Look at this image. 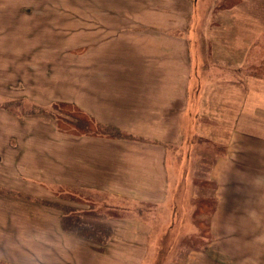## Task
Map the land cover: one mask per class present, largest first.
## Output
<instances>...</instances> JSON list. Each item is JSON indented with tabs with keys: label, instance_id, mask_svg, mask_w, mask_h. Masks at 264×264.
I'll return each mask as SVG.
<instances>
[{
	"label": "rangeland",
	"instance_id": "obj_1",
	"mask_svg": "<svg viewBox=\"0 0 264 264\" xmlns=\"http://www.w3.org/2000/svg\"><path fill=\"white\" fill-rule=\"evenodd\" d=\"M0 27V75L14 79L11 88L20 94L15 100L26 107L5 109L1 104L7 98L0 100V110L21 116V123L30 126L29 132L35 129L25 138L23 156L17 150L12 159H0V264H264V144L239 136L246 147L238 162L228 167L224 159H214L223 152L206 138L201 125L209 119L200 112V100L195 98L193 104L191 95L181 133L175 119L180 115L177 104L181 108L183 101L169 104L167 128L158 135L149 133L152 138L143 137L142 131L124 130L133 135L127 139L157 140L168 148L172 190L168 201L148 205L121 200L109 191L96 194L86 189L99 199L89 202L86 196L77 195L79 190L65 186L50 189L55 196H48L47 185L38 181L28 183L40 191L37 197L8 188L19 182L24 171L38 167L46 175L63 173L64 163L73 170L79 160L74 159L73 145L71 159H66L63 135H58L64 132L53 122L58 114L55 108L61 105L55 101L41 105L31 98L35 91L43 95L48 85L57 84V79L45 75L54 64L59 79L64 78L58 74L63 69L70 71L73 86L80 84L81 74L84 83L89 84L93 75L106 84L108 76L102 75L107 71L143 58L159 59L152 51L161 50L170 71H175L177 60L196 61V75L205 85L214 75L221 76L215 58L233 52L249 59L248 70L264 78V63L259 65L261 56L264 60V0H0ZM112 59L123 62L114 65ZM21 68L27 80L17 84V78L23 76ZM113 77L112 83L122 82L119 70ZM256 80L253 78V86L261 83ZM197 87L193 98L199 97ZM119 91L127 93L125 87ZM0 92H4L1 86ZM46 92L51 94L50 89ZM263 95L264 87L253 96L246 119L248 128L262 135ZM79 107L72 103V111ZM195 109L198 113L194 115ZM72 111L64 108L59 112L71 117ZM6 118L0 112L1 132L6 130ZM144 120L123 125L135 126ZM42 124L52 126L57 134L47 135L53 134L52 128ZM169 134L178 139H162ZM111 151L106 146L102 149ZM102 162L110 167L112 159ZM215 162L217 179L211 175ZM118 183L130 184L125 179ZM60 207H66L68 213L75 209L84 222L109 226L108 240L102 242V236L94 233L83 236L70 224L71 219L63 223L59 215L65 209ZM210 209L214 211L211 215Z\"/></svg>",
	"mask_w": 264,
	"mask_h": 264
},
{
	"label": "crops",
	"instance_id": "obj_2",
	"mask_svg": "<svg viewBox=\"0 0 264 264\" xmlns=\"http://www.w3.org/2000/svg\"><path fill=\"white\" fill-rule=\"evenodd\" d=\"M0 34H2L1 27ZM231 46L230 44V48ZM152 52L158 54L159 59L143 58L138 62H129L125 67L123 65L122 69L107 71L102 75L108 76L106 84L99 83L96 76L93 75L89 84L84 83L81 74L80 84L73 86L70 71L63 69L62 73L58 74L64 75V78L59 79L55 72L56 64H54L51 72L46 71L45 75L46 78L57 79V84L48 85L44 89L43 95L35 91V97L31 98L33 102L41 105H49L52 101L57 100L70 101L78 104L85 111L91 112L101 122L117 125L127 132H134L133 130H135L139 133L142 131L145 132L142 133L143 137L152 138L149 133L158 135L166 130L167 109L173 101H183L181 108L177 104L180 115L177 114V119H175L177 120V130L181 133L185 120L183 114L184 112L187 113L185 109L189 108L191 95L193 104L195 98L196 101L200 100V112L209 119L208 122L201 125L206 138L224 149L222 155L214 159H224L228 167L238 162L237 159L241 156L242 147H246V141L244 145L240 144L239 136H243L245 140L250 138L252 142L260 145L264 144V135L249 129L246 120L249 112L251 113L250 107L251 103L254 102L253 96L255 93L257 95L260 91L262 92L264 87V78H260L248 70L249 59L238 57L233 52L223 58L216 57L215 69L221 71V76L216 77L214 75L204 85L202 77L200 82L199 75H196V61L194 64L193 61L189 60H177L175 61V71H170L168 60L163 58L165 51L156 52L153 50ZM216 56L222 55L216 54ZM261 57L262 60L260 59L259 65L264 63L263 56ZM111 62L114 65H119L123 61L112 59ZM108 64L112 65L110 62ZM117 70H119L122 82L112 83L114 81L113 74ZM20 72H23V76L21 79L17 78V84L27 80L24 75V68H21ZM255 77L257 79L256 84L261 83L253 86V78ZM10 78L12 81L8 80L5 75H0V86L4 89V92H0V100L17 99L20 95L11 88L14 79ZM195 84L200 91L198 98L196 95L193 98ZM121 87H125L127 93H121L119 91ZM48 89H50L51 94L46 92ZM11 90H14L15 95L12 94ZM27 94L23 91V96L29 98ZM7 111L0 110L4 116H7L3 124L6 130L4 132L0 130V159H12L13 152L17 150L23 156L25 138L35 130L31 128L29 132L30 126H24L21 123V116ZM196 113L198 112L195 109L194 115ZM145 117L150 118L145 119ZM133 120L144 121L137 122L135 126L123 125ZM50 127L53 134L47 135L55 136L54 134H57L55 129ZM58 135H63L66 159H71L69 155L71 146L73 145L75 148L74 159L79 160L75 161L74 169L68 170V166H65L64 163L63 173L46 175L37 167L35 170L31 169L29 172L21 173L20 178H17L19 182L16 185H8V188H12L19 194L37 197L41 194L40 191L34 190V187L28 183L38 181L47 185L45 189L48 196H55L52 191H49L50 189H60L61 187L58 186H65V188L72 190L79 188L87 189V191L95 190L98 192L96 194L109 191L112 192L111 195L119 197L121 200H135L139 203H149L148 205L160 204L169 200L170 193H172L167 163L169 154L168 148L165 149L161 142L157 143L155 142L157 140L148 139V141L154 142L91 135L71 136L67 133ZM156 138L158 137L153 139ZM174 138L178 139L172 134H169L167 138L162 137V139L167 140ZM94 146L100 147L94 148ZM104 146L112 148L110 154L102 152ZM109 158L112 159L110 167L102 162V159ZM87 162L90 163L87 164ZM221 166L223 164H220V168ZM216 170L215 162L211 173L215 179L218 178ZM120 179H125L130 184L128 186L116 184ZM132 182L135 183L131 184ZM116 186L120 190L115 189ZM223 186L225 187V184ZM224 196L226 198L227 193L220 196L219 200H222ZM61 216L62 214L59 215L60 220ZM143 226L148 227V225ZM140 242L141 240L138 243Z\"/></svg>",
	"mask_w": 264,
	"mask_h": 264
},
{
	"label": "trees",
	"instance_id": "obj_3",
	"mask_svg": "<svg viewBox=\"0 0 264 264\" xmlns=\"http://www.w3.org/2000/svg\"><path fill=\"white\" fill-rule=\"evenodd\" d=\"M11 101H16V104L12 105ZM55 102H56V104H60L61 106L55 108L58 114H56V116H53V122L58 127V129L62 130L64 133H73L74 135H85V134H87V135H91V136L125 138V139L133 138L132 134L126 133L124 130H122L121 128H119L113 124H108V123L98 121L95 117H93L92 115H90L88 112L84 111V109H82L80 107L78 108V110L76 109V110L72 111V103L73 102H70V101H64V102L60 101L59 102V100H57ZM55 102L52 103V105L55 104ZM73 104L76 105V103H73ZM1 105L5 109H13L14 107L26 108L24 105H22L20 100H15V99H11L7 102L2 103ZM36 108L39 109V108H45V107L36 106ZM64 108L71 109V111L73 112L71 117L70 116L69 117L62 116V113H60L59 111L61 109L63 110ZM31 110H34V109H31ZM40 110L42 111L43 109H40ZM215 147L216 148L218 147V149L221 152L224 150L222 146L220 147V146L215 145ZM208 181H210V180H208ZM211 181L214 182L215 180H211ZM78 190L80 191V193H77V195H80L81 197L86 196L87 201L99 202V199H94L95 197L88 195L86 193V189L79 188ZM214 196H213V199H214ZM92 199H94V200H92ZM206 204L209 205V203H207V202H206ZM198 207H200V206H198ZM60 208L65 209V212L63 210V214L61 216V221L63 223H66L69 219H71L70 224L74 225L76 228H79V232L83 236L90 237V235L92 233H94V234L102 236L100 238V241L106 242L108 240V238L111 234V230H110L109 226H106L105 224H99L97 222H91V221L84 222L85 221L84 219L79 218L81 216L75 214L77 212L75 209H70L72 212L70 211V213H68L66 210L67 209L66 207H60ZM75 208H79V207H75ZM74 211H76V212H74ZM78 211H80V210H78ZM213 212L214 211H212L210 209L208 214L211 215ZM196 214H198V213H196ZM76 218H78V220ZM197 223H198V221H197ZM69 229L70 228H67V230H69ZM209 229L211 230V233L213 235L212 228H209ZM209 229L205 230L204 232L209 231ZM189 242L190 241H188L187 243H189ZM91 243L94 244L93 242H91Z\"/></svg>",
	"mask_w": 264,
	"mask_h": 264
}]
</instances>
